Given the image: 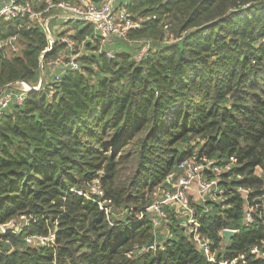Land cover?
<instances>
[{
    "label": "trees",
    "instance_id": "obj_1",
    "mask_svg": "<svg viewBox=\"0 0 264 264\" xmlns=\"http://www.w3.org/2000/svg\"><path fill=\"white\" fill-rule=\"evenodd\" d=\"M116 1L155 17L127 35L151 37L148 55L117 48L109 59L92 25L74 21V52L89 54L77 58L80 71L58 81L49 73L48 83L38 69L47 45L40 26L0 24V42H23L15 53L0 47V89L41 81L0 117V226L25 219L0 231V264H264L250 254L264 240V179L255 173H264V0ZM163 19L171 43L162 41ZM62 49L55 44L44 59ZM194 152L219 167L234 159L219 175L221 200L194 203L216 263L196 249L174 207L163 208L169 237L156 236L146 210L153 189ZM96 178L101 197L86 189ZM238 186L250 190L247 201ZM246 206L256 209L250 222ZM224 229L235 231L226 243Z\"/></svg>",
    "mask_w": 264,
    "mask_h": 264
},
{
    "label": "built area",
    "instance_id": "obj_2",
    "mask_svg": "<svg viewBox=\"0 0 264 264\" xmlns=\"http://www.w3.org/2000/svg\"><path fill=\"white\" fill-rule=\"evenodd\" d=\"M115 3L116 0H4L0 4V24L17 19L26 20L27 25L37 23L42 29L47 42L45 50L38 56L40 77L43 78L44 69H46L50 74H53L54 80L58 81L60 73L63 71H80L81 68L77 60L78 53L74 52L77 42L73 38L72 29H66L60 24L50 28V21L60 19L65 23L80 21L91 24L93 27L92 36L96 40L98 51L103 52L107 58L112 59L114 53L109 49H105L108 44L113 40H126L129 31L139 27V24L134 23L129 18L130 15L127 9L124 6L116 9ZM37 6H39L38 10L36 9ZM53 31H56L55 36L52 33ZM14 39L15 37H11L5 42H0V47L9 44L11 45V51L13 53L17 52V48L12 45ZM85 39L90 40L91 37ZM55 44L63 47V49L54 57L44 59V55L50 52ZM149 50V43L139 46L136 59L145 58ZM40 82L31 87L23 81H17L1 88L0 117L11 104H21L30 89H39ZM16 86L18 87L15 88ZM233 162L234 159L231 157L229 163L219 167L205 156L197 157L194 152L186 161L182 162L179 173L170 172L167 174L165 179L166 188H164L167 190L163 192L164 199L159 204H152L151 206L155 215L160 218L165 215L163 206L168 207L171 205L176 212L182 209L186 214L188 233L196 249L202 252L208 262L212 263H216L214 252L211 249L212 241L198 231L199 221L195 214L194 203L221 200L223 188L219 185V175L229 170L230 164ZM88 186H90L92 194L98 197L103 196L98 178L92 180ZM249 191L248 188L242 186L236 188V192L246 201ZM109 203V200H104L98 204L105 211L107 218L110 214V207H103L102 205ZM249 209H253V207L246 206L245 222L252 220V213L249 212ZM151 222L155 231L157 219L151 218ZM5 230L4 225L0 226L1 232ZM222 231L218 233L221 238ZM167 236L169 237L170 234H167ZM45 239L43 237H27L25 241L28 244H33L44 242ZM148 249H153V246H149ZM250 254L264 258V240L260 242V245L253 246L250 249ZM239 259L243 260V256H239ZM235 261V259L231 262L221 260L217 264H235Z\"/></svg>",
    "mask_w": 264,
    "mask_h": 264
},
{
    "label": "rangeland",
    "instance_id": "obj_3",
    "mask_svg": "<svg viewBox=\"0 0 264 264\" xmlns=\"http://www.w3.org/2000/svg\"><path fill=\"white\" fill-rule=\"evenodd\" d=\"M4 0H0V4L3 2ZM117 3V1H116ZM115 3V5H116ZM117 6V5H116ZM116 8V7H115ZM129 15H130V19L134 22V23H137L139 24V27L138 28H141L143 26L144 23L146 22H149V23H153L154 21V16L153 15H146V16H141V15H138L137 13H131L129 12ZM69 23H65L63 20H57V19H53L50 21L49 25H50V28H52L53 26L57 25V24H60L62 25L63 27H65L66 29H70L72 28V25H73V22L74 21H68ZM161 25V32H163V36H162V41L165 42V43H171L173 41L176 40V37L173 36V34H171L170 30H169V27L167 25V20L166 19H163L162 21H160L159 23ZM136 28V29H138ZM131 30H134V29H131ZM53 35L55 36L56 34V31H53L52 32ZM145 43H149L150 46L153 45L154 43V40H152L151 37H148V36H143V37H140V38H134V39H126V40H113L112 42H110L108 44V46L105 48V49H109L111 50L112 52L116 51L117 48H129L131 49L132 51H134L133 53L136 55L137 51H138V48L139 46L145 44ZM22 44L23 42L19 41V42H16V47L17 48H21L22 47ZM13 45V44H12ZM11 49V45H8V46H2V53L5 54L7 53L8 49ZM78 53V60L80 58V56L82 55H85V54H89L88 51L84 50L82 48V46H80L77 51ZM5 56V55H4ZM80 64V62H79ZM51 75L49 74V71H47L46 69H44V81L45 83H48L51 81ZM41 79V77H40ZM27 84V83H26ZM28 86H30L29 84H27ZM18 86H16L15 88H17ZM255 173L259 176H262V178L264 179V173H262V171L257 168L255 170ZM166 187H163V188H159L158 186H156L150 197H151V200H152V203L150 206H148L146 208L147 212L149 213V217L152 218V219H157V226L155 228V231H156V236L159 237V236H162V237H165L167 235V227L165 226L166 225V214L164 215V217H158L157 215H155L153 209L151 208L152 204H159L163 199H164V195H163V192H166L167 189H164ZM87 190H90V186H87L86 187ZM166 206H163L162 208H164ZM168 207H170L171 209L173 208L171 205H169ZM253 210L255 211L256 209H249V212L252 213ZM111 211H113L111 209ZM164 211V209H163ZM165 213V211H164ZM176 216L180 217L179 220H183V223L186 224L187 226V222H186V214L185 212L182 210V209H179L178 212L175 213ZM116 215V214H115ZM182 216V217H181ZM25 219L24 217H19V218H16L14 219V221L12 222H9L7 224H5L7 227L5 228L6 230L8 229H15L17 228L18 226H20L22 224V222H24ZM5 230V231H6Z\"/></svg>",
    "mask_w": 264,
    "mask_h": 264
},
{
    "label": "water",
    "instance_id": "obj_4",
    "mask_svg": "<svg viewBox=\"0 0 264 264\" xmlns=\"http://www.w3.org/2000/svg\"><path fill=\"white\" fill-rule=\"evenodd\" d=\"M42 80V78L40 79ZM7 226L4 225V228H6ZM235 231L231 230V229H225L222 231V240L223 243H226L233 235H234Z\"/></svg>",
    "mask_w": 264,
    "mask_h": 264
}]
</instances>
